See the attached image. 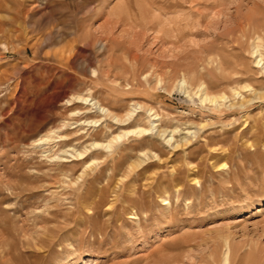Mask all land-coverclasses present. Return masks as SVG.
<instances>
[{
	"label": "rangeland",
	"instance_id": "rangeland-1",
	"mask_svg": "<svg viewBox=\"0 0 264 264\" xmlns=\"http://www.w3.org/2000/svg\"><path fill=\"white\" fill-rule=\"evenodd\" d=\"M263 20L264 0H0V264H222L226 239L231 264L264 257V78L234 71L264 52ZM76 95L123 124L78 139L100 116ZM144 108L156 130L72 156L150 127Z\"/></svg>",
	"mask_w": 264,
	"mask_h": 264
},
{
	"label": "bare ground",
	"instance_id": "bare-ground-1",
	"mask_svg": "<svg viewBox=\"0 0 264 264\" xmlns=\"http://www.w3.org/2000/svg\"><path fill=\"white\" fill-rule=\"evenodd\" d=\"M252 24L253 23H251L248 20L247 23H245V25L240 24L238 26V28L236 27V32H234L235 34L234 33L233 34H234L235 47H236L237 50H240L243 47L246 49L245 44L247 45L248 42H250L249 40H251V37L254 36L253 33L256 30H255V27H253L254 24L253 25ZM260 25H262V24L260 23ZM257 26H258V24L256 25V28H257ZM263 32H264V30H263ZM255 39H256V37H255ZM259 39H260V37H259ZM251 41H254V40H251ZM253 46H257V45H253ZM258 46H260V44ZM247 47H248V45H247ZM260 48L262 49L263 46L262 47L260 46ZM262 51H263V49H262ZM262 51L259 50V49L253 50L252 52H249L248 51L250 53V57L253 59L252 60V62H253L252 64L253 65L251 66V69L249 71L248 70L245 71V69H243L241 67V63H240V52L237 51L238 52L236 54L237 61H235L236 62V65H235L234 71H235L236 77L238 79L239 78H242L243 75H248L250 72H252L253 75H257L258 77L264 78V52H262ZM186 82H187V80L185 79V77H183V79L182 80L180 79V81L178 83H179V85L184 86V84ZM202 87H204V86L201 84L199 86L198 90H202L203 89ZM248 87H249V89H247V90H253V89H251L252 87L250 85H248V84L244 88H248ZM231 89H233V92H234L233 93V96H234V98L235 99H238V101L241 102V104L244 105L246 102H249L250 101L249 99H246V96L243 94V92L241 90L242 88L240 89L237 86L236 88H231ZM255 90L256 89H254V91ZM189 92L190 91H188V94H189ZM204 94H205V92H204ZM206 96H207V94H206ZM261 97L262 96H254V98H261ZM220 98H221V95H220ZM206 99H208V98L207 97H204V95H203L202 96V101H204ZM228 99H229L228 96H224L223 95L222 101H226ZM73 100H74V102L80 103V106H79L80 108L72 111L75 116L76 115L77 116L78 115L79 116H81V115H89V114H95V115L98 114L100 116L99 119H97V120H90V121L82 120V118H78L75 122L73 121L74 123L70 124V126H72L73 124H75V126H72L70 128H76L75 129V130H77L76 131V134H77L76 136H77L78 139H82V138H84V137L87 136L88 131L86 132L85 130H88V129H87L86 126H89V124H90V126H92L93 123H94V126H96V123L100 122L102 117H105L106 120L107 119H112V121H114V123H116V124H119V123H122L123 122L122 119L116 113H114V111L109 106H107L106 104H104L100 99H97L95 97H91L90 95H87V96L76 95V96H73V97L69 98L67 100V102L68 103H71V101H73ZM210 101H212V103H215V104H219L220 103V101L218 99H216V98H212V99H210ZM139 107L142 108L143 106L141 105ZM136 109L137 108H136V105H135V108L132 109V111H129V114H128V117H127L128 119H130V120L132 119L133 121H137V117L138 118L141 117L140 111H139L140 115H139V113L136 112L137 114L134 117V112L136 111ZM143 111L145 112V115L147 114V117H145V118H148L149 123H150V125H149L150 127L147 126V128H139V129L138 128L137 129L134 128L132 130L129 129V130H125L123 133H118L117 132L118 133V134L116 133L117 135L116 134L115 135H111L112 137H110V138L109 137H106L107 139H105L104 141L103 140L102 141H100V140H98V141L97 140L92 141L86 147V149L83 152L79 151L77 154H72V156L75 159H81V160L83 159V163L82 164L86 165L85 166V168H86L88 165H90V162L94 161L95 158L98 157V155H102V154L105 153L106 150L112 149V147H114L116 145V143L123 136H125V135H143V134L145 135V134H149L150 132H153V130H156V128H157V124H156L157 119H156V121H155V119H152V117L154 115V113L152 112L153 109H146V108H144ZM156 114H158V113H156ZM155 116H159V115H155ZM159 118H161V115L158 117V119ZM99 125H101V123L100 124H97V126H99ZM70 133H72V132H70ZM111 134H113V132ZM53 141H55V139ZM58 141H60V140H58ZM87 156H92L93 157V160L88 161L87 160ZM224 245H225V250L223 252V256H222V259H221V263L222 264H231V256H232V246L231 245L232 244H231V242L229 240L226 239ZM244 255H246V254H244ZM215 261L217 262V260H215ZM213 263H214V260H213ZM234 264H236V262ZM237 264H264V257L263 256H258V255L257 256L256 255H248L244 259H240V262H238Z\"/></svg>",
	"mask_w": 264,
	"mask_h": 264
}]
</instances>
